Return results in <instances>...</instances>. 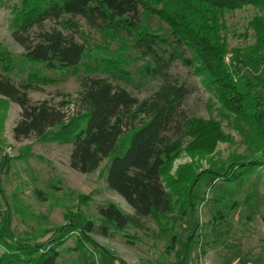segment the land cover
<instances>
[{"label":"trees","instance_id":"1","mask_svg":"<svg viewBox=\"0 0 264 264\" xmlns=\"http://www.w3.org/2000/svg\"><path fill=\"white\" fill-rule=\"evenodd\" d=\"M246 7L259 13L251 23L256 45L245 52L232 50L230 68L226 62L231 51L225 17ZM13 15L12 37L24 53L18 61L0 45V96L21 109L15 140L37 137L72 144L70 166L82 174L94 173L110 158L108 186L127 201L134 214L114 203L100 206L97 220L68 212V225L39 242L16 236L5 211L0 222V264H58L71 232H77L80 238L76 251H84V243L92 242L88 234L115 239L118 232L129 228L143 231L144 219L167 222L177 204L180 216L174 218V224L182 222L183 216L203 200L195 189L205 177L209 184L223 180L241 188L257 168H264V81L241 74V66H264V0H23ZM152 17L169 26L173 42L149 27L146 22ZM81 21L126 43L123 51L130 43L146 62L145 75L160 82L159 90L140 100L109 78L99 76L101 71L127 75L118 56L104 58L94 67L86 66L74 113L65 111L71 101L60 106L47 100L34 103L31 92L40 91L51 80L31 72L16 82L9 74L35 65L56 71L78 69L87 57L86 45L77 39ZM183 47L195 54L193 59L184 60L185 64L195 68L223 108L235 120L244 121L261 145L259 154L237 157L227 168L200 176L189 172L185 181L179 177L174 187L179 200L175 202L163 182L174 161L183 152L202 157L211 154L218 142L229 138L219 123L191 117L186 111L192 91L172 74L180 57L177 50ZM42 194L36 191L38 197L43 198ZM261 218L264 222V212ZM177 242L173 234L168 253L175 250ZM187 247L179 264H189Z\"/></svg>","mask_w":264,"mask_h":264},{"label":"rangeland","instance_id":"2","mask_svg":"<svg viewBox=\"0 0 264 264\" xmlns=\"http://www.w3.org/2000/svg\"><path fill=\"white\" fill-rule=\"evenodd\" d=\"M22 1L0 0V45L18 61L24 49L12 37L11 21ZM258 14L252 7L226 14L231 51L226 62L230 68L233 67L232 50L245 52L256 45L251 23ZM146 23L173 42L169 26L159 18H149ZM77 39L87 47V57L78 69L56 71L35 65L29 70L17 69L9 74L16 82H21L31 72L51 80L40 91L31 92L34 103L47 100L60 106L62 102L71 101L65 111L74 113V102L81 91L80 78L86 75V66L94 67L104 58L118 56L123 60L127 75L120 77L103 71L98 75L109 78L115 86L126 89L140 100L159 90L160 82L145 75L146 62L130 48V43L123 51L126 43L91 29L84 21H81ZM168 50L173 49L169 47ZM177 53L180 57L173 65L172 74L192 91L185 106L189 116L219 123L229 138L218 142L211 154L202 157L183 152L174 161L163 182L175 202L179 200L174 194L179 177L185 181L189 172L200 176L227 168L237 157L259 154L261 145L260 138L254 136L244 121L235 120L223 108L195 68L185 64L184 60L195 57L194 52L183 47ZM241 67V74L254 81L255 77L264 81L263 65ZM262 91L260 87L259 92ZM20 114L17 104L0 96V222L2 214L8 211L11 230L16 236L44 242L52 231L68 225V212L97 220L98 208L114 203L124 212L134 214L127 201L108 186L110 158L94 173L75 171L70 166L72 144L37 137L22 142L15 140L14 128ZM205 178L195 189L203 200L192 213L183 216L182 222L174 224V218L180 216V204H177L167 222L158 224L152 218L144 219L146 229L143 231L129 228L126 232H118L115 239L88 234L92 242L84 243V251H76L80 238L77 232H71L61 248L63 255L58 264H179L187 246L189 264H264V222L261 218L264 168H257L241 188L223 180L209 184ZM36 191H41L43 198L38 197ZM226 191L231 192L227 194ZM173 234L177 235L178 242L175 250L168 253ZM129 239L133 242L129 243Z\"/></svg>","mask_w":264,"mask_h":264}]
</instances>
